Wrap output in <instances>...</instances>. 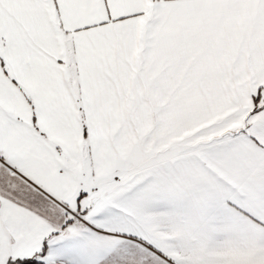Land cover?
<instances>
[{
	"label": "snow or ice",
	"instance_id": "obj_1",
	"mask_svg": "<svg viewBox=\"0 0 264 264\" xmlns=\"http://www.w3.org/2000/svg\"><path fill=\"white\" fill-rule=\"evenodd\" d=\"M0 264H264V0H0Z\"/></svg>",
	"mask_w": 264,
	"mask_h": 264
}]
</instances>
